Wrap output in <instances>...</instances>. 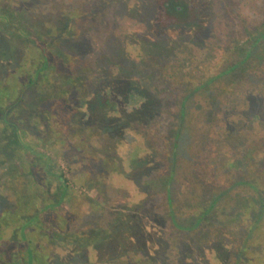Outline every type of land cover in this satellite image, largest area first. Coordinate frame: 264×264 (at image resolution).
Segmentation results:
<instances>
[{
    "label": "rangeland",
    "instance_id": "374dc122",
    "mask_svg": "<svg viewBox=\"0 0 264 264\" xmlns=\"http://www.w3.org/2000/svg\"><path fill=\"white\" fill-rule=\"evenodd\" d=\"M196 1L200 24L156 33L153 0H0V17L35 34L67 30L72 9L85 13L70 22L82 35L51 51L45 79L24 103L31 105L24 106L31 112L25 141L82 201L55 210L70 220L49 246L57 264L237 261L245 228L232 209L244 192L237 181L256 180L264 191V59L253 54L231 74L227 67L248 54L250 34L264 26V0ZM3 25L0 52L9 60L0 56V81L38 55ZM66 53L75 63L64 64ZM248 155L252 163L244 161ZM238 161L240 168H228ZM2 183L0 214L14 201ZM223 192L211 228H173L168 210L185 221L199 200ZM46 215L55 219L53 211ZM207 231L211 242L197 248ZM215 232L225 235L222 244ZM7 235L9 259L15 242Z\"/></svg>",
    "mask_w": 264,
    "mask_h": 264
},
{
    "label": "trees",
    "instance_id": "16d2710c",
    "mask_svg": "<svg viewBox=\"0 0 264 264\" xmlns=\"http://www.w3.org/2000/svg\"><path fill=\"white\" fill-rule=\"evenodd\" d=\"M153 1L156 14L152 27L156 33H162L177 26L200 24V7L196 0ZM82 12L79 9H72L68 13L69 26L66 27L67 30L46 28L45 33L38 32L36 34L27 30L25 25H10L8 19L11 20V18L7 19V15L0 17L4 23V30L9 28L13 35L25 45L33 44L38 53L37 56L25 57L24 60L28 63L29 68L19 66L14 73L0 81V181H4L2 186L10 192L14 200L12 206L0 214V264H57L55 254L49 246L53 239L66 233L70 220L55 210L65 204H82L81 200L77 201L78 197L71 195L68 182L61 175L51 173L50 160L42 159L38 151L25 141L28 128L27 115L31 112L24 108L28 91L45 79V73L55 59V55L51 51L59 50V42L65 37L77 40L82 35L79 30H76L77 25L71 26L72 23H70L72 20L79 19L81 14H85ZM263 40L264 26L259 32L250 34L248 54L244 55L240 62L229 65L227 72L231 74L243 65L248 66V62L252 61L253 54L258 62H262L264 55L258 52V49L261 48L264 54ZM0 56L7 60L6 63L8 62V53L1 51ZM64 60L66 66L75 63V59L68 53L64 55ZM31 61L33 63L30 66L29 62L31 63ZM246 69L247 67H244L243 72ZM224 75L226 72L216 75L214 79ZM75 78V76H70V79ZM200 88L204 89L203 86ZM26 106L30 107L31 105ZM180 114L179 119L183 125L185 114ZM180 134L179 132L175 133L176 142L180 140ZM37 146H39L38 143ZM7 153L12 156L13 164L9 163ZM176 155L177 153H174V157ZM244 161L253 162L250 155ZM241 165V161H238L236 167L230 164L228 168L238 169ZM54 182L57 191L51 193L50 188ZM237 182H240L239 186L244 192H241L242 197L234 196L232 209L239 223L245 228L242 230L243 243L242 247L238 249L235 264H264V191L256 180ZM166 183L168 184V182H162V185L165 186ZM224 195H226L225 192L222 194L213 193L199 200L196 204L198 209L193 216L185 221L176 220L173 211L168 210V217L173 228L178 232L188 230L197 234L203 229L211 228L216 223L219 214L217 202ZM47 211H53L55 219L46 218ZM7 234L15 242V252L9 259L5 258L2 243ZM220 236L221 238L225 237V235L215 232V240L222 244ZM210 242L208 231L203 232L199 244L196 246L205 248Z\"/></svg>",
    "mask_w": 264,
    "mask_h": 264
}]
</instances>
